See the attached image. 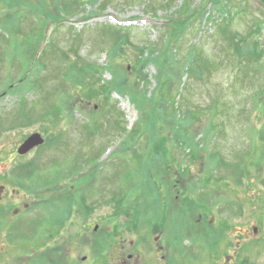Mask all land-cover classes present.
<instances>
[{"label":"rangeland","instance_id":"374dc122","mask_svg":"<svg viewBox=\"0 0 264 264\" xmlns=\"http://www.w3.org/2000/svg\"><path fill=\"white\" fill-rule=\"evenodd\" d=\"M185 1L200 5L192 25L169 21L183 0H0V177L23 172L2 202L11 195L12 205H30L0 264H43L48 254L53 264H169L173 256L177 264H264V67L258 76L248 70L245 86L234 79L237 49L264 59V7L231 0L221 14L207 0ZM193 45L217 63L209 77L185 72ZM157 69L168 81L158 94ZM35 133L44 143L20 157ZM80 176L89 180L78 186ZM42 184L47 202L56 192L75 199L36 206L25 193ZM161 198L170 220L155 211ZM68 202L72 213L60 215ZM212 217L216 231L240 230L251 242L193 245L189 236ZM174 244L193 250L174 255Z\"/></svg>","mask_w":264,"mask_h":264},{"label":"trees","instance_id":"16d2710c","mask_svg":"<svg viewBox=\"0 0 264 264\" xmlns=\"http://www.w3.org/2000/svg\"><path fill=\"white\" fill-rule=\"evenodd\" d=\"M230 1L231 0H207V3H209L211 6H215L214 8H216L217 13L225 14L229 10L228 4H229ZM258 2H259L260 5H262L264 7V0H258ZM199 6L200 5H198V6L195 5V7H193V5H192V3H190V1L183 0L182 4L180 5V10H181L180 11V15L179 16L176 15V17H173V18H175L174 20L171 19L169 21L172 22L173 25H175L174 23L177 22L178 20H181L182 18L184 20L190 19L191 20V25H192L193 21H196L195 20L196 17H191V16H192V14L197 12V8ZM198 10H200V8ZM155 12L153 11V13H155ZM181 22L182 21L178 22V25ZM209 22L210 23H214V21H212V18L209 19ZM188 24H189V21H188ZM224 31H226V30H224ZM219 32H221V31H219ZM215 34H216V36L220 37L218 35V33H215ZM209 36L212 37V36H214V34L209 35ZM229 44L232 45L231 43H229ZM192 47H193L192 51L189 52V54H188L189 58L185 59L184 64H183V66L185 67V72H186L188 78H191V79H197V78L198 79H202L204 75L209 77L213 73L212 71L215 68H217V63L214 62L213 60L209 59L207 57V55L205 54L204 50L201 47L199 48V45L198 46L193 45ZM175 52L176 53H174V54H177V50H175ZM174 54H173V56H174ZM236 54H237V58H239L240 60L236 61V64H235L234 67H235V69L238 68L237 70H240V72L235 73L234 79L237 82V84L241 83L242 86L243 85L245 86L246 85V81L249 80V78H250V75H249L250 72H251V76H253V74H256L257 76L260 75V73L257 72V67L258 66L259 67H264V59L256 58L253 54L251 55V49L249 47H247V48L243 47L242 49H237L236 50ZM148 56H149V54H148ZM156 56L157 55L152 54L151 55V59H156ZM242 56H246L248 58L245 59V57H242ZM141 62H142L143 65H145L148 62H152V61L150 60V58L149 59L145 58V60L142 59ZM261 69H263V68H261ZM248 70H250L249 73L247 72ZM155 77L157 78L156 85L158 86V88H155L153 91L157 92V94H158V93H160V90L162 89L163 92H164V90L166 89L165 86L167 85L168 81H164V79H163L165 77L163 70L162 69H159V70L157 69V75H155ZM261 93L264 94V91L262 90ZM157 94H154V92H151V95L148 98V99H150L151 103L155 101V99L157 97ZM259 96H261V94L256 91V93L252 97L256 100V98L259 97ZM176 105H177V103H176ZM151 111H155V110L151 109ZM148 115L149 116H147V120L148 121L150 120V123H149V125H150V133H151V136H152L151 138L153 139L156 136H158L157 133H156L157 131L155 129V127L158 125L157 116H154L153 112L152 113H148ZM177 120L179 121V123H181V121H184L183 119H178V118H177ZM128 134H130L131 139H133L135 137V135L138 134V132L136 130H134V128H133V129H131V131L128 132ZM179 137H180L181 140H183V138L180 135H179ZM125 141L127 142V140H125ZM76 169L77 168L75 167L74 170H70L71 173L73 174L76 171ZM21 170H23V169H21ZM96 172H97V170H96ZM22 175H23V172L20 173V176L17 175V179L22 178L21 177ZM87 180H89V177L82 178L80 176L78 178V180H76L75 184H77L79 186L80 184H83V183L87 182ZM173 189L175 190V187L172 188L171 191ZM66 190H68V188ZM66 193H71V195L68 196V194H63V195H65V197H66L65 198L64 196L61 197L60 194H58V192L54 193L53 194L54 197L50 201H48V203H56L55 206H57L58 204H62V202L66 203L69 199H72V198L75 199L74 196H73V193H74L73 191H71V192L66 191ZM79 193H81L80 196H83V193L81 192V190H80ZM166 198H169V197H166ZM186 200H187V203H186L187 206H194L195 205V202L192 201L190 197H186ZM60 201H61V203H60ZM75 202H73V203H69L68 202V205L65 204L67 209L63 213L59 212L60 215L61 214H65V213L66 214H71L73 209H74V207H75V205H74ZM163 204L165 205V208H166L165 211H163L164 212L163 219L167 218V220H168V216H172V215L170 214V212L168 213L169 202L167 201V199H166V202H164ZM156 207H158V206H156ZM155 211L159 213L160 210L159 211L155 210ZM60 215L54 216V219L56 221L63 222V220L60 217ZM157 218L155 220H159ZM66 221L67 220H65V222ZM65 222H63L61 224L63 225ZM187 229H189L188 226H187ZM168 243L170 244V242H168ZM213 246H215V245H213ZM175 247H176V245L174 244V246H173L174 255H175V252H176L177 255H179V254L180 255L188 254V249L184 245L181 244V245H179V247H177V248H175ZM51 254L54 255V252L52 251ZM173 257H172V259L170 258L171 260H169L170 264H177ZM51 259L52 258H50V256H49V258H48L49 263H50ZM43 264H48L47 259L44 260Z\"/></svg>","mask_w":264,"mask_h":264},{"label":"flooded vegetation","instance_id":"af4514ba","mask_svg":"<svg viewBox=\"0 0 264 264\" xmlns=\"http://www.w3.org/2000/svg\"><path fill=\"white\" fill-rule=\"evenodd\" d=\"M15 152L18 154V150H16ZM12 153H14V150L12 151ZM28 153H26V154H28ZM26 154H24V155H19L18 154V155L20 157H24ZM20 180H21V178L16 179V181H15L14 173L9 174V176H7V177L6 176L0 177V249L1 248L5 249L6 247L10 248L12 245H16V244H14L16 242L13 241V237L17 233L16 217H18L21 214L24 215L26 212H28V209L30 208L29 204H25L23 208L22 207L20 208L16 201H15L14 205H12L13 201L11 200V198H12L11 195H9L7 197V201L2 202V200L4 198H6L5 191H6V188H8L6 186L7 185L8 186H15V188H16V184H17V186L19 185L18 187H21L22 184L19 182ZM45 185L46 184H42L41 186H37L36 188L32 187L29 192L25 193L26 196H27V194H29V198L30 199L34 198V200L38 201L36 206L38 204H40V203H43V202L48 203L47 199H46V196L50 193L51 189L49 187L45 186ZM164 202H166V199L164 200V199L161 198V204L157 205L158 207H156V210H158V211L160 210L159 211L160 214L163 211H165V209H166L165 205L163 204ZM169 208H168V210L170 211L172 209V206L169 205ZM159 216L163 217V215H159ZM168 220H170V219L168 218ZM222 222H225V221H222ZM205 224L206 225H205V227L203 229H198V230L195 231V235L194 236H189L190 240L193 241L192 244L193 245L195 244L198 247H201L202 250H204L205 248H209L210 249L213 245H215L214 247H218L222 243H225V245H226V247L228 249L237 248V244H238V242H240V240L235 242L234 241L235 237L241 238L242 236H244V240L247 241V242L250 241V239H251V238L245 237L246 234L241 232L240 230H229V231H220V232L216 231L215 228L213 227L215 225V220L213 219V217L210 218V219L208 218L205 221ZM171 225H172V221H171ZM195 225H197V224H195ZM222 225H224V224L222 223ZM97 230H98V226L96 225L95 226V231H97ZM222 233L225 236H221ZM227 233L232 234L231 240L229 239V236H227ZM106 234H107V232H106ZM256 234H257V232L256 233L254 232V235H256ZM28 236L29 237H33V234L29 233ZM212 238H214V239L211 240ZM158 240H160L162 242V238L160 239V237H156L155 241H158ZM252 241L254 243L253 239H252ZM46 242L47 241H44V243L42 244V247H41L42 249L46 248L48 246L46 244ZM162 244H164V243H162ZM255 244H257V243L255 242ZM168 246H169V249H170L171 244H169V243L167 244V242H166L164 244V247L163 246L159 247L160 248L159 251H162V252L164 250L166 251V249H168ZM187 249H188V252H191L193 250L192 248H189V247ZM42 252H44V251H42ZM42 252H39V253L36 254V256H35V257H37L36 259L39 260V258L41 257L39 255L42 254ZM53 252H56V251L54 250ZM48 258H49V254L48 255H42V259H44V260L47 259L48 264H53V263H51L53 261H50V263H49ZM129 258H131V257H129ZM161 258L162 259H166L165 256H162ZM170 258H169V260H170ZM85 259L86 258L84 257V260ZM226 259L229 260L230 262L232 261V258L230 257V255L227 256ZM234 259L237 260V255H235ZM44 260H42L41 262L44 263ZM20 264H28V262H23V259H22V262H20ZM58 264H60V263H58ZM69 264H71V263H69ZM72 264H75V263H72ZM88 264H111V263H108V262L107 263H101V262L100 263H90L89 262ZM169 264H170V261H169Z\"/></svg>","mask_w":264,"mask_h":264},{"label":"water","instance_id":"95a60500","mask_svg":"<svg viewBox=\"0 0 264 264\" xmlns=\"http://www.w3.org/2000/svg\"><path fill=\"white\" fill-rule=\"evenodd\" d=\"M44 143V139L38 133H35L27 138V140L19 147L18 153L24 155L31 151L33 148L40 146ZM256 233V229L254 230Z\"/></svg>","mask_w":264,"mask_h":264}]
</instances>
